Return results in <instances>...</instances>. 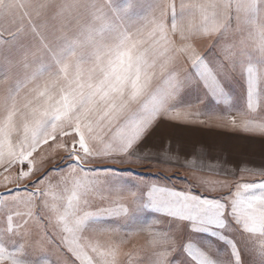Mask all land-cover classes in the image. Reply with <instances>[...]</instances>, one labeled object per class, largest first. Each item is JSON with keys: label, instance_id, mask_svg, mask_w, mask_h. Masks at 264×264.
<instances>
[{"label": "snow or ice", "instance_id": "6c2138e0", "mask_svg": "<svg viewBox=\"0 0 264 264\" xmlns=\"http://www.w3.org/2000/svg\"><path fill=\"white\" fill-rule=\"evenodd\" d=\"M0 188V264H264V0H0Z\"/></svg>", "mask_w": 264, "mask_h": 264}, {"label": "crops", "instance_id": "0c3cea01", "mask_svg": "<svg viewBox=\"0 0 264 264\" xmlns=\"http://www.w3.org/2000/svg\"><path fill=\"white\" fill-rule=\"evenodd\" d=\"M175 3L179 5L180 0H175ZM208 41L206 39L198 40L197 45L201 49H204L207 45ZM170 125H161L160 129H158L157 135L154 138L157 142L164 139L165 135L167 134L168 130L170 129ZM186 135L188 138L189 144H199V143H205V144H212L216 146L225 145V146H234L239 144H247V141H244L241 139L243 135L242 133H234L228 129H221V128H194V129H188L186 131ZM249 154L259 160L260 154H261V146L259 141L254 142L252 145ZM50 166V165H49ZM127 167V165L125 166ZM133 168H137V170L145 171L144 169H141L139 165H131ZM146 171H149L151 173H157L160 172L161 169L159 168H151L147 169ZM172 171L179 172V175H183L184 178H187L190 180L191 183H195L193 180V173L191 170L187 168H173ZM183 173V174H182ZM167 174V173H165ZM168 175V174H167ZM197 175H201L200 173H197ZM209 179H218L219 177L212 175L211 173H205L203 174ZM249 179H260L259 177H247ZM11 187V185H10ZM5 191L4 188H0V192ZM148 241V237L146 234L141 233L139 235H133L128 242L124 246L125 252H133L134 255L132 259H136L135 257V250L143 248ZM122 261H125V264L128 260L127 257H121Z\"/></svg>", "mask_w": 264, "mask_h": 264}, {"label": "rangeland", "instance_id": "374dc122", "mask_svg": "<svg viewBox=\"0 0 264 264\" xmlns=\"http://www.w3.org/2000/svg\"><path fill=\"white\" fill-rule=\"evenodd\" d=\"M167 174H168V175H179V172L171 171V172H168ZM167 174H166V175H167ZM182 174H183V173H182ZM179 177L184 178L185 176L183 177V175L180 174ZM247 177H249V176H244L243 179H244L245 181H251V180H252V179H249V178H247ZM238 178H239V177H238ZM187 180H188V179H187ZM188 181L190 182V180H188ZM190 183H191V182H190ZM135 258H136V257H135Z\"/></svg>", "mask_w": 264, "mask_h": 264}]
</instances>
